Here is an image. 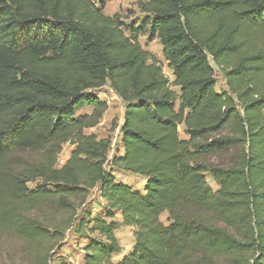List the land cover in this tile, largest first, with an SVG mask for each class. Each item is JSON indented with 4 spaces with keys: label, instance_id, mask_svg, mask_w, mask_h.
I'll use <instances>...</instances> for the list:
<instances>
[{
    "label": "trees",
    "instance_id": "16d2710c",
    "mask_svg": "<svg viewBox=\"0 0 264 264\" xmlns=\"http://www.w3.org/2000/svg\"><path fill=\"white\" fill-rule=\"evenodd\" d=\"M108 1L0 0V237L22 255L0 264H67L70 229L83 264H264V0H138L130 34ZM106 85L124 103L118 149L85 132ZM94 188L103 214L84 208ZM114 212L134 236L118 261Z\"/></svg>",
    "mask_w": 264,
    "mask_h": 264
},
{
    "label": "rangeland",
    "instance_id": "374dc122",
    "mask_svg": "<svg viewBox=\"0 0 264 264\" xmlns=\"http://www.w3.org/2000/svg\"><path fill=\"white\" fill-rule=\"evenodd\" d=\"M138 0H109L103 11L107 15H113L115 13H119L122 16V19L125 23L126 30L130 25L134 27L139 26L140 21L143 17V13L139 10ZM127 34L131 32L129 30L126 31ZM138 40L141 46L156 55L161 61L163 65V72L171 81L173 79V75L171 69L167 67V63L162 56V45L158 39H151L147 33L139 34ZM216 89L223 90L225 89L224 79L222 75L217 72L216 73ZM97 97L105 101L107 103V109L102 115L100 122L91 128L85 130L86 133H93L98 138L110 137L112 141V149H118L119 144V127L123 120L124 114V103L122 100L113 92V90L108 86H104L101 89L95 92ZM84 111H89L88 109ZM264 111V110H263ZM179 135L182 139L186 138V134L184 132L183 126H179ZM73 149V145L66 143L62 146V151L59 154L57 166L60 167L70 156L71 151ZM213 163H219L220 160L217 157H212L210 159ZM115 177L117 179H121L126 181L127 183L132 184L134 187L142 189L143 186V178L137 174H133L131 172H119L114 171ZM206 180L209 185L216 189L217 185L211 179L210 175H206ZM38 182L28 183L30 188H33ZM104 201L99 197L97 190L94 188L90 191L89 196L84 204V208L92 211V215L97 213H105L104 212ZM113 220L116 222L117 228L115 230V234L118 238V241L122 247V252L113 257L114 261H118L127 255L134 244V236L133 230L130 226L125 225L122 222L121 215L117 212H114ZM159 219L163 223H167V211H164L160 214ZM85 243V239H80L76 236L72 229L67 231L64 239L62 240V247L59 249V254L64 257L67 264H83L82 256L83 251L82 247ZM22 258L20 253L19 246L14 243L9 238H1L0 237V262H11V261H19Z\"/></svg>",
    "mask_w": 264,
    "mask_h": 264
}]
</instances>
